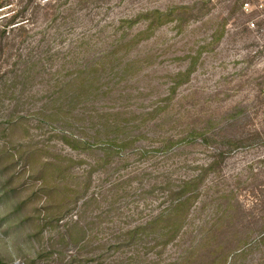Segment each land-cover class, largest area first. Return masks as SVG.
<instances>
[{"label":"rangeland","instance_id":"374dc122","mask_svg":"<svg viewBox=\"0 0 264 264\" xmlns=\"http://www.w3.org/2000/svg\"><path fill=\"white\" fill-rule=\"evenodd\" d=\"M0 264H264V0H0Z\"/></svg>","mask_w":264,"mask_h":264},{"label":"built area","instance_id":"2783aa9c","mask_svg":"<svg viewBox=\"0 0 264 264\" xmlns=\"http://www.w3.org/2000/svg\"><path fill=\"white\" fill-rule=\"evenodd\" d=\"M247 4H245V6H246ZM250 27H253L254 26V23L253 22H250L249 24H248Z\"/></svg>","mask_w":264,"mask_h":264},{"label":"trees","instance_id":"16d2710c","mask_svg":"<svg viewBox=\"0 0 264 264\" xmlns=\"http://www.w3.org/2000/svg\"><path fill=\"white\" fill-rule=\"evenodd\" d=\"M158 13V12H157ZM160 15H163L164 13H159ZM1 170H2V168H1Z\"/></svg>","mask_w":264,"mask_h":264}]
</instances>
